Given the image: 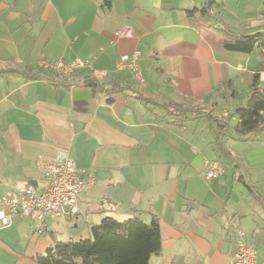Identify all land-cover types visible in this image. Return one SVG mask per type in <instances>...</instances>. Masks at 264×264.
Returning <instances> with one entry per match:
<instances>
[{
    "label": "crops",
    "instance_id": "crops-1",
    "mask_svg": "<svg viewBox=\"0 0 264 264\" xmlns=\"http://www.w3.org/2000/svg\"><path fill=\"white\" fill-rule=\"evenodd\" d=\"M261 28L264 0H0V196L30 183L41 192L37 161L61 152L83 182L93 176L78 217L47 221L39 235L38 221L13 216L0 229V264H37L55 241L86 239L105 218L135 217L159 225L161 250L150 264H232L238 231L264 264L256 197H264V131L239 134L238 116L222 133L204 118L178 127L144 103L227 120L253 74L264 90V49L228 50L215 30ZM124 30L130 36L118 35ZM134 51L142 82L116 69ZM77 58L105 73L97 82L109 95L79 83L94 80L90 71L67 79L45 68ZM205 161L222 165L218 179L204 178Z\"/></svg>",
    "mask_w": 264,
    "mask_h": 264
},
{
    "label": "trees",
    "instance_id": "trees-1",
    "mask_svg": "<svg viewBox=\"0 0 264 264\" xmlns=\"http://www.w3.org/2000/svg\"><path fill=\"white\" fill-rule=\"evenodd\" d=\"M215 32L223 38V46L228 50L250 53L256 47L264 49V28L239 36L225 29ZM260 70L264 71V61L260 65ZM3 72L13 73L9 70ZM84 83L107 95L111 93L95 80H87ZM144 101L146 105L164 110L165 115H155L156 119L164 121L165 116L170 117L169 124L178 127L186 121L204 118L222 133L228 129L227 122L232 117L238 116L235 130L239 134H257L264 131V90L259 72L251 77L245 103L237 106L227 120L197 108L188 109L177 104H158L146 99ZM217 137L218 133L216 140ZM256 197L264 207V197L260 193H257ZM160 250V230L155 217L150 223H145L137 217L122 222L105 218L99 225L90 227L88 238L77 241H55L45 253L36 257V262L37 264H150L151 257L159 254Z\"/></svg>",
    "mask_w": 264,
    "mask_h": 264
},
{
    "label": "built area",
    "instance_id": "built-area-1",
    "mask_svg": "<svg viewBox=\"0 0 264 264\" xmlns=\"http://www.w3.org/2000/svg\"><path fill=\"white\" fill-rule=\"evenodd\" d=\"M131 32L124 30L118 33L120 37L130 36ZM139 52L134 51L131 55H121L116 63V69L130 70L134 79L142 82V75L138 67ZM62 78H73L76 71H90L95 81L102 80L104 72L92 71L89 61L74 59L68 64L61 61L53 65L45 66ZM84 78L79 83H84ZM207 171L204 174L206 180H215L223 173L222 165L217 161H205ZM37 165L46 180V186L41 192L32 186L21 188L0 196V229L10 225L11 218H29L40 224L37 234L44 233L47 221L62 217H78L80 210L78 199L80 194L93 182L92 174H89L87 182L79 177V171L68 153L61 152L51 159L39 158ZM238 240L235 242V252L232 264H258L256 261V249L247 244L243 239V232L238 231Z\"/></svg>",
    "mask_w": 264,
    "mask_h": 264
},
{
    "label": "water",
    "instance_id": "water-1",
    "mask_svg": "<svg viewBox=\"0 0 264 264\" xmlns=\"http://www.w3.org/2000/svg\"><path fill=\"white\" fill-rule=\"evenodd\" d=\"M34 184L30 183V186H33Z\"/></svg>",
    "mask_w": 264,
    "mask_h": 264
}]
</instances>
